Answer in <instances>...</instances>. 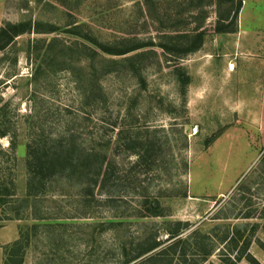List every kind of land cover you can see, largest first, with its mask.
I'll use <instances>...</instances> for the list:
<instances>
[{
    "label": "rangeland",
    "instance_id": "obj_1",
    "mask_svg": "<svg viewBox=\"0 0 264 264\" xmlns=\"http://www.w3.org/2000/svg\"><path fill=\"white\" fill-rule=\"evenodd\" d=\"M209 2L0 0V29L23 30L0 51V170L14 194L0 207V264L25 238L22 264H139L162 250L154 264H264V0L242 1L234 25L231 6ZM218 23L234 31L217 33ZM199 28L201 47L179 53ZM54 38L56 52L75 42L144 47L105 55L119 64L104 76L96 61L105 102L86 105L92 62L76 50L72 64L67 53L46 66ZM140 53L136 74L122 60ZM67 132L86 148L110 140L111 188L85 201L75 179L57 180L25 207L27 144ZM145 196L162 216L141 208Z\"/></svg>",
    "mask_w": 264,
    "mask_h": 264
},
{
    "label": "trees",
    "instance_id": "obj_2",
    "mask_svg": "<svg viewBox=\"0 0 264 264\" xmlns=\"http://www.w3.org/2000/svg\"><path fill=\"white\" fill-rule=\"evenodd\" d=\"M242 1L244 0H210L209 3L214 6H231L228 10V15L232 14L230 22L234 25L236 24L237 16L242 6ZM20 28V26L8 24L0 29V51H5V49L13 43L14 38L20 33H23V30H20ZM200 29L201 28L195 31V34L191 39H189V35H185V37H183L186 40L188 39V42L182 49L179 50V53L183 55L189 54L197 51L201 47L203 32ZM215 31L217 33H231L234 30L229 29L228 26L218 23ZM57 42L58 40L54 38L50 40L46 46V52L43 59L46 66L50 61H56L60 57H68L67 53L70 55L66 61H68L67 63L72 64L74 62V56L71 54H73L76 50L79 55L77 61L84 58L86 61L92 62V66L90 68L91 72L87 75V77L90 76V80L88 79L89 82L93 81L96 84L88 90H83V88L80 87L82 90V98L87 101L86 105H89L90 103H98L102 105L105 102L103 90L98 82V78L94 76L97 71L93 64L96 61L99 62L98 64L101 67L100 76H104L114 72L115 67L119 64L117 61L107 58L105 55H126L144 47L137 44L124 50L123 52L118 53L114 52V50H111L107 46L96 42H91L97 47L96 49L86 44L75 42L70 45L61 43L59 51L56 52L54 44ZM40 43L42 42L36 41L34 43V51H38V45ZM77 46H79V49ZM144 56V53L136 54L130 58H124L122 63L129 65L131 72L139 74L143 61H145ZM38 69L39 66L36 68L35 72H37ZM178 78L180 79L181 87L183 89L186 88L189 84V77L181 69L178 70ZM5 135L6 134H4V132H0V137H4ZM102 144L103 145L100 146V148H86L84 143L79 140L78 135L70 132L52 138L50 136L43 135L33 136L27 144L26 197L18 202L27 207L29 199L36 198L40 194L44 193L48 184L57 180L75 179L76 183L81 187V195L84 197L85 201H87V198L89 197H95V191L98 195H101L107 191V189H110V184L115 174L114 160L112 159V147L110 140L105 142L102 141ZM132 149H139V146H129L125 148L126 151ZM152 155L153 151L150 149L144 150L143 153L137 152L136 156L138 164L139 162L145 163L149 159H152ZM149 165L150 164H148V166ZM12 189V184H7L2 177L0 170V207L3 204L10 202L8 200L12 199V196L14 195L11 192ZM106 200L111 202L113 199L109 196ZM141 208L153 217L162 216L161 207L158 202V198L156 197L148 198L145 196L142 200ZM16 218L19 219L20 214H17ZM175 237H177V235L172 234V238L174 239ZM24 241L26 243L28 238H25L24 240L19 239L11 245L13 252L12 255H9L5 264L23 263V256L19 255L18 257V252L22 250ZM158 246V242L141 246V251L138 252L135 258H140L145 254L152 252ZM164 255L165 250H162L153 256L141 260L139 264H154L156 262H161Z\"/></svg>",
    "mask_w": 264,
    "mask_h": 264
}]
</instances>
